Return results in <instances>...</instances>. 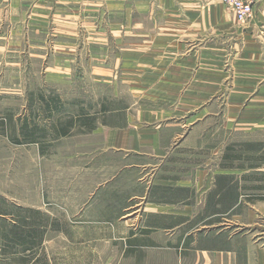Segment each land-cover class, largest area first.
<instances>
[{
  "label": "crops",
  "instance_id": "obj_1",
  "mask_svg": "<svg viewBox=\"0 0 264 264\" xmlns=\"http://www.w3.org/2000/svg\"><path fill=\"white\" fill-rule=\"evenodd\" d=\"M6 1L0 0V54L4 53L2 47L8 48L6 59L13 62L15 53L10 45L22 43V56L18 57L25 62L20 68L8 65L6 70L16 75L14 71L22 69L19 74H29L41 70L46 60L49 72L58 75L52 83L59 84V72L64 69L59 70L58 57L79 53L78 19L86 25L93 21L107 23L110 14L122 20L164 19L157 31L149 33L152 41L156 34L164 50L146 64L153 78H174L170 82L175 90L153 96L142 86L136 99L138 109L135 114L129 109L122 127L92 120L87 126L92 140L84 143L95 155L104 151L142 160L131 166L154 177L151 192L148 188L143 196L133 198L144 200L149 218L137 233L128 234L123 257L142 260L146 254L166 257L163 264H172L170 259L179 256L181 264H187L189 254L183 255L184 250L191 251L196 264H264V181L259 179L264 176V168L262 164L239 166L231 158H242L245 148L259 144L253 143L254 138L264 136V3L239 29L219 0H18V7ZM56 20L61 30L56 31ZM221 30L229 32L232 41L229 72L235 74L228 93L221 85V73H228L221 67L223 46L199 47L197 55L189 52L177 58L179 52L189 48L188 40H184L189 39V33L199 37ZM103 31L100 36L109 48V34ZM151 43L154 49L155 43ZM184 75L195 76L190 79L191 87L178 94L176 80ZM214 75L218 76V87ZM48 80L45 84H50ZM106 107L102 113L110 118L114 111ZM75 124L79 123L75 121L72 126ZM69 130L63 127L65 138ZM230 130L243 137L241 144L229 141ZM139 204L122 211L138 213ZM195 207L202 213L192 216ZM211 207L217 212L210 211ZM235 219H242L244 226L254 228L255 233L227 234L223 229L213 236H201L199 228L211 231ZM188 223L194 227L188 229Z\"/></svg>",
  "mask_w": 264,
  "mask_h": 264
},
{
  "label": "rangeland",
  "instance_id": "obj_2",
  "mask_svg": "<svg viewBox=\"0 0 264 264\" xmlns=\"http://www.w3.org/2000/svg\"><path fill=\"white\" fill-rule=\"evenodd\" d=\"M6 3L15 7L19 4L18 0ZM163 20H149L146 17L122 20L110 14L107 23L93 21L86 25L78 19L75 25L79 53L58 57L59 70L64 69L59 72L60 84L52 83L58 75L49 72L46 60L41 70L29 74H19L22 69L15 70L16 75L6 70L8 65L15 64L20 68L25 63L18 57L22 56L23 47L22 43L10 45L15 53L13 62L6 59L5 50L8 48L2 47L0 196L8 206L41 211L53 223L43 234L40 262L35 264H163L165 259L168 260L166 257L158 259L146 254L142 260H126L123 257V243L129 237L128 234L137 233L149 218L144 212V200H133L135 196H143L148 188L150 191L154 181V177L146 171L131 166V163L142 160L104 151L102 155H95L96 152L88 150L93 148L87 149L84 145L92 140V134L87 132L92 120L93 123L96 120L97 123L113 122L117 127H122L123 116L129 109L131 113H136L137 94L142 86L145 92L153 96L161 91L175 90V84L170 82L174 78L170 81L168 77L153 78L146 64L151 62L153 55L159 56L164 50L156 34L153 35V41L149 34L153 30L157 31ZM57 21L56 31L59 28ZM247 22L237 28L241 29ZM102 29L104 35L109 34V48L100 36ZM223 31L205 32L199 37L194 36L197 33H189V39L184 38L188 40L186 48H189L179 52L176 57L180 58L189 52L197 55L199 47L215 44L223 46L221 67L228 73H221L224 81L221 85L226 86L228 93L233 86L235 72H229L232 41L229 32ZM58 34L60 32H57V37ZM151 42L155 43L154 49ZM154 58V61L158 60ZM215 75L214 85L218 87V76ZM194 76L184 75L176 80L179 82L176 84L178 94L191 87L189 82ZM48 77L50 84H45ZM106 96H109L107 100L102 101L101 97L103 99ZM105 105L107 110L114 111L110 118L102 113ZM46 107L50 111L47 112ZM75 121L79 123L78 126L75 124L77 127L72 126ZM65 126L70 128L66 138L59 133ZM26 132H32L33 141L27 139ZM228 134L233 144L244 140L233 130ZM257 141H260L259 144L245 148L242 158L231 157L237 161L236 165L262 164L260 167L264 168V136H257L253 143ZM186 155L187 151L182 153L183 160H186ZM186 170L184 167V172ZM259 179L264 181V176ZM136 204H139L137 209L140 212L122 211ZM201 213L199 207L191 209L192 216ZM243 222L242 219H235L232 223L223 222V226L211 231L199 230L201 236H213L223 229L227 234L247 230L254 234V228L245 227ZM192 227L194 224L188 223V229ZM178 238L179 235L173 244ZM182 254H189L187 264L197 263L191 251L187 253L183 250ZM9 262L7 259L1 263L0 259V264ZM170 262L181 264L179 256H174Z\"/></svg>",
  "mask_w": 264,
  "mask_h": 264
},
{
  "label": "trees",
  "instance_id": "obj_3",
  "mask_svg": "<svg viewBox=\"0 0 264 264\" xmlns=\"http://www.w3.org/2000/svg\"><path fill=\"white\" fill-rule=\"evenodd\" d=\"M47 112L50 111L46 107ZM32 133V132H31ZM26 132L28 140L33 141L32 135ZM66 136L63 128L59 132ZM231 159V158H230ZM210 211L217 212L214 207ZM224 209V207H222ZM209 210V209H208ZM49 217L35 209L8 206L0 196V259L9 264L39 263L42 251L43 234L52 226ZM208 222L206 225H209Z\"/></svg>",
  "mask_w": 264,
  "mask_h": 264
},
{
  "label": "built area",
  "instance_id": "obj_4",
  "mask_svg": "<svg viewBox=\"0 0 264 264\" xmlns=\"http://www.w3.org/2000/svg\"><path fill=\"white\" fill-rule=\"evenodd\" d=\"M232 16L235 24H245L256 11V7L264 3V0H219Z\"/></svg>",
  "mask_w": 264,
  "mask_h": 264
}]
</instances>
